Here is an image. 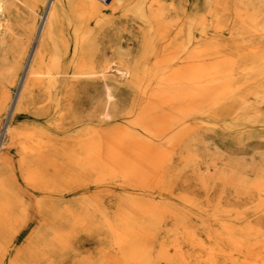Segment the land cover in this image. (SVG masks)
Segmentation results:
<instances>
[{"label":"bare ground","instance_id":"1","mask_svg":"<svg viewBox=\"0 0 264 264\" xmlns=\"http://www.w3.org/2000/svg\"><path fill=\"white\" fill-rule=\"evenodd\" d=\"M4 123L0 264H264V0H0Z\"/></svg>","mask_w":264,"mask_h":264},{"label":"rangeland","instance_id":"2","mask_svg":"<svg viewBox=\"0 0 264 264\" xmlns=\"http://www.w3.org/2000/svg\"><path fill=\"white\" fill-rule=\"evenodd\" d=\"M105 2V1H104ZM41 12L43 13V5L41 6ZM121 11L115 12L114 14H110V17L108 19H106L103 23H97V20H84L83 24L84 26L87 28L88 27L90 29V26H97V25H102V24H106L108 22H113L114 21H118L119 23L123 22L122 20H124L123 18H121L120 15ZM81 16H88V13H82ZM73 22L72 24H80L83 21V18H77L75 17V15H73ZM81 19V20H80ZM42 18H40V22H42ZM79 20V21H77ZM65 27H67V25H65ZM97 29V27L95 28ZM137 29V27H135V30ZM95 31V30H94ZM112 31V32H111ZM110 34H112L114 32V29L111 28L110 30ZM76 101L78 103V118H77V122L71 121L70 119H67L62 128H59L57 125L55 126L54 124H52L51 130H53V133L59 137H63L65 134H75L77 131H83L84 129V122L85 120L82 118V115H84V112L86 111V109H88V93H79V95L76 97ZM4 120V116H2L1 118V123H3ZM23 123H27L30 122V124H35L36 120L34 118L29 119V118H25L23 121ZM49 123V121H46V124ZM1 126V124H0ZM4 130H5V123L3 124V126L0 127V140L3 139L4 137ZM5 142V141H4ZM18 150L17 149H13L12 150V155L14 157V160L17 159V153ZM54 160L52 158H50V165H53ZM27 188H22V194L25 198L26 201L29 202L30 204V212L33 214V216H38L40 210H39V201L40 200H48L51 202H54L55 204L58 203H65V202H71V203H75L78 200L82 199V198H87L88 197V184L85 186H81L80 188L74 189L73 191L69 190L68 188L66 189V187L63 188H58V189H52V188H45V187H39L38 189H34L33 187L28 184V186H26ZM38 219V218H37ZM36 222V221H35ZM34 228L33 227L29 228L26 232V237L30 234V232H32ZM87 229V230H85ZM85 229H80L77 228L76 233L78 236L79 234H83V232H87L88 233V226L85 227ZM74 246H80L81 250H75V249H70V253L74 256V252L76 253H83L86 254L88 253V235H81V237H77V241L74 244ZM78 251V252H77ZM58 258V257H57Z\"/></svg>","mask_w":264,"mask_h":264}]
</instances>
